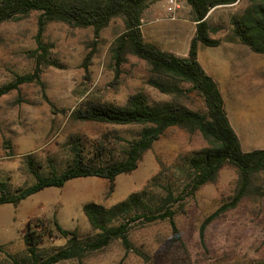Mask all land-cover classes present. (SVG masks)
Segmentation results:
<instances>
[{"label": "rangeland", "instance_id": "1", "mask_svg": "<svg viewBox=\"0 0 264 264\" xmlns=\"http://www.w3.org/2000/svg\"><path fill=\"white\" fill-rule=\"evenodd\" d=\"M180 2L183 9L171 20L165 10L166 0H152L145 12L155 13L151 18L154 22L148 24L144 16L142 30L146 42L182 55L196 33V24L186 0ZM248 4L241 0L235 6L218 8L209 23L219 29L211 38L219 40L220 45L201 46L199 51L202 64L218 71L228 116L241 137L244 152L264 149V54L243 45L232 25ZM39 20L40 13L32 12L0 27V87L18 75L35 72L41 54L37 44ZM125 31L122 17L112 20L98 38L93 28L61 22L46 26L43 42L49 49V60L55 64L40 66L42 84L22 85L0 99V180L7 182L11 190L36 182L28 169L29 158L36 160L43 173H50L52 166L61 172L71 159L69 141L73 136L92 141L108 130L70 118L85 100L123 106L132 95L142 92L152 106L172 102L204 110V100L196 93L180 98L163 94L150 83L148 64L130 53L118 71L113 48ZM90 55L91 62L86 64ZM237 56L245 57L250 67L249 87L245 83L240 88L231 84L229 71ZM135 131L123 135L132 136ZM207 146L199 132L170 128L143 156L134 172L116 179L112 193L106 179L81 178L63 188L46 189L18 206H0V264L34 262L24 241L29 222L43 225L38 250L43 263L67 245V239L54 230L55 218L65 229L77 230L83 240L89 239L96 232L83 210L87 203L112 207L142 191L161 172L171 181H178L180 167ZM239 189V169L228 164L216 182L173 204L177 232L168 220L136 224L131 240L143 254L136 250L127 253L121 240H116L82 259L57 264H264V172L253 178L251 190L236 207L221 213L202 232L206 219L230 203Z\"/></svg>", "mask_w": 264, "mask_h": 264}, {"label": "trees", "instance_id": "2", "mask_svg": "<svg viewBox=\"0 0 264 264\" xmlns=\"http://www.w3.org/2000/svg\"><path fill=\"white\" fill-rule=\"evenodd\" d=\"M151 1L0 0V27L9 20L32 12L40 13L37 44L41 52L35 72L18 75L14 81L0 87V99L22 85L42 84L40 66L44 63L55 64L49 60V49L43 42V34L50 22L93 28L98 38L112 20L122 17L126 31L116 40L113 48L117 70H120L130 53L148 64L152 73L150 83L163 94L180 98L196 93L204 100V110H191L183 104L172 102L152 106L142 92L132 95L123 106L107 101L85 100L71 113L70 118L75 122L102 125L108 130L92 141L80 135L73 136L69 141L71 159L61 172L52 166L50 173H43L36 160L29 158L28 169L36 180L31 186L11 190L7 182L0 180V206H18L46 189L63 188L68 182L81 178L106 179L110 182L109 192L112 193L116 179L134 172L143 156L170 128L199 132L208 143L205 149L180 167L178 181H171L166 173L161 172L142 191L131 194L112 207L87 203L83 210L96 232L87 240L82 239L79 231L65 229L55 218L54 230L67 239V245L44 263L40 262L38 254L43 241V225L29 222L24 241L34 260L32 264H57L82 259L87 253L103 250L116 240H121L127 253L136 250L143 254L131 240V232L136 224L168 220L177 232V213L173 204L194 196L205 185L216 182L224 166H236L240 172L239 192L230 203L206 219L202 227L204 232L221 213L236 207L251 190L253 178L264 172V149L244 152L240 137L229 119L220 84L206 72L199 60L201 44L210 47L220 45L219 40L211 38L212 34L219 31L209 23L211 11L235 6L241 0H186L196 23V33L187 57L162 51L145 41L142 19ZM247 1L249 4L244 13L232 21L234 34L243 45L262 55L264 0ZM91 59L90 55L86 64H90ZM133 130H137L134 135H123ZM175 186L177 191H174ZM178 192L180 194L176 195Z\"/></svg>", "mask_w": 264, "mask_h": 264}, {"label": "crops", "instance_id": "3", "mask_svg": "<svg viewBox=\"0 0 264 264\" xmlns=\"http://www.w3.org/2000/svg\"><path fill=\"white\" fill-rule=\"evenodd\" d=\"M225 7H229V6H225ZM220 8V7H219ZM218 9V8H217ZM217 9H213L212 11H211V13H210V16L217 10ZM154 12L152 11L151 12V14H146V12L144 13V15H143V19H142V22L144 21V16H146V20H147V22H148V24H151V23H153L154 21L151 19V18H153V16H154ZM196 24V23H195ZM149 25L147 26V30L149 31ZM145 33H143V35H144ZM195 36V35H194ZM194 38V37H193ZM192 38V39H193ZM192 39H191V41H192ZM191 41H190V45H191ZM151 43V42H150ZM190 45L188 46V49H187V51H186V53H184V54H182V55H179L178 53H173V54H175V55H177V56H179V57H187L188 55H189V50H190ZM201 46H204V45H200L199 46V51H200V47ZM200 54V53H199ZM260 55V54H259ZM200 60V59H199ZM201 62V61H200ZM232 66H231V68H230V74H231V84L233 85V86H236V87H241V84L242 83H245L244 85H246V87H249V83H248V81H247V78H248V71H249V65H247V61L245 60V57H243V56H241V57H239V56H237V57H235L233 60H232ZM201 64H202V62H201ZM203 65V64H202ZM203 67H204V69L206 70V72L208 73V74H210L211 76H213L216 80H217V82L220 84V87H221V90H222V93H223V96H224V98H225V103L227 102V100H226V96H225V93H224V90H223V87H222V80L220 79V77H219V75H217L218 73V71H217V69H213V68H211V67H206V66H204L203 65ZM230 119V118H229ZM231 121V124H232V126L234 125L233 124V121L232 120H230ZM233 128H234V126H233ZM235 129V128H234ZM235 131L238 133V131L235 129ZM239 135V134H238ZM240 137V136H239ZM240 139H241V137H240ZM243 147V146H242Z\"/></svg>", "mask_w": 264, "mask_h": 264}, {"label": "built area", "instance_id": "4", "mask_svg": "<svg viewBox=\"0 0 264 264\" xmlns=\"http://www.w3.org/2000/svg\"><path fill=\"white\" fill-rule=\"evenodd\" d=\"M183 9L180 0H166V13L171 20H175L178 13Z\"/></svg>", "mask_w": 264, "mask_h": 264}]
</instances>
